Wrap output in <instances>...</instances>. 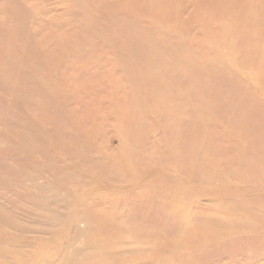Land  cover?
<instances>
[{"label":"rangeland","instance_id":"1","mask_svg":"<svg viewBox=\"0 0 264 264\" xmlns=\"http://www.w3.org/2000/svg\"><path fill=\"white\" fill-rule=\"evenodd\" d=\"M85 149L117 151L114 168L97 159L139 184L147 231L123 224L139 252L121 261L264 264V0H0V239L11 251L0 264H98L107 252L96 230L93 243L78 232L89 227L76 199L89 183L131 187L86 173ZM140 182L165 197L141 195ZM53 185L64 201L42 197ZM83 217L105 228L94 210ZM71 243L81 255L62 254Z\"/></svg>","mask_w":264,"mask_h":264},{"label":"bare ground","instance_id":"2","mask_svg":"<svg viewBox=\"0 0 264 264\" xmlns=\"http://www.w3.org/2000/svg\"><path fill=\"white\" fill-rule=\"evenodd\" d=\"M17 62H18V57L16 56L13 60V65H16ZM190 92H192V91L190 90ZM190 92H189V95H190ZM185 94L188 95V92L186 91ZM121 133L122 132L120 131L119 134L121 135ZM127 133H130V130H128ZM172 139H171V142L175 140V137H173ZM90 150L91 149H85V150L81 151L82 154L84 152L85 158H89V159L83 158V161L81 162L82 169L86 173L96 176L99 181H103V182L105 181V184H112L108 187H110V188L115 187L114 188L115 190L120 189L121 187L123 188V186H125V185L131 187V189L126 190L125 188H123V189H125L124 191L117 192L115 194L114 193L113 194H106L107 191L102 192V191H97L96 190L97 188L93 189L95 186H97V184H95V183L94 184L89 183V184L82 185L83 189H88L91 191L88 192L87 194H84V195L81 193L82 195H80L76 199L75 206L77 207L78 212L80 210L81 220H84L87 222L89 229L84 228V227H78V226L76 228H77L79 233L87 235V236L84 235L85 237H87L86 242H88V241L90 243H93V241L95 242V240L92 238V235L90 236V233H88L89 231H86V230H96L103 237L102 238L103 241L100 244L102 247L107 246V252H105L102 257L98 258V264H106V263L107 264H135V263H128V261H121V258L125 252H126V254L131 253V252H139V251L131 250L134 247H130V245L127 241V237L122 236L125 234V232L122 230V226L124 223H126V226L131 223V226L136 230V232L140 236L144 235L145 231H147V229L144 228L142 226V224L140 226H137V222L139 221V218H142V216L139 215V211L137 209V206H138L137 204L139 201L138 191H137V189L134 191L133 188H138L139 184L137 182V179L127 180V177L125 175V171H124V173H122L120 175H118V173H116V172L112 173L110 171V169L108 168V166L105 167L104 164L101 163L100 161H98V159H97V157L99 155H100V157H98V158H101V160H103V161L106 158L110 159L111 165L114 168V166H115L114 158L116 157V154L114 155L113 158H112V156L117 151L106 150L105 152H98V153L95 152L96 153L95 155H97V157H95L90 152ZM92 150H94V149H92ZM103 153H104V155H103ZM102 155H103V157H102ZM92 156L95 157V160L90 159V157H92ZM117 162L120 163L121 160H117ZM75 165H77V163ZM111 165H110V167H111ZM120 165L125 166V162L122 161V163ZM145 183L140 182V185H142V186H140L141 189H140L139 193L141 195H147L149 197H155L159 200H162L161 199L162 195L165 197L164 193H166V192L164 191V189H162V188H155L156 190L149 189V185L145 184ZM39 187L41 188V190L44 189L43 186H39ZM62 195H64L63 192H58V186L53 185V188L51 189V193L46 195V196H42V197L47 198V200L51 201V203L57 204V203H60V202L65 200L62 197ZM118 195H121L119 197H123V198L127 199L128 202L126 204H124L123 206H120V205L114 206V203H116V202H114V200L119 198ZM28 196H29L32 204L34 205L36 211H38V210L41 211V209H46L47 203L45 201H43V199L39 195H36L35 193L30 192L28 194ZM102 199H104L105 202L108 203L107 207L104 205L103 206L100 205V201ZM89 201H91L92 203H90ZM85 202H86V204H85ZM94 202H95V209L92 207V204ZM128 203H129V206L127 205ZM72 205L73 204L70 205V208L72 207ZM151 208L156 209L157 208L156 204H151ZM93 210H94V214L97 215L98 219L100 217H102L103 219L106 220L105 221V228H103L102 225L99 224L98 221H96V223H94L93 220L90 219L89 217H86V218L83 217L86 213L91 214ZM130 212H131V214H130ZM74 221H71L70 224L74 225ZM112 221L115 223V226H116L115 228H113V226L111 224ZM243 222L245 223V220L241 221L240 218H237L234 220L230 219L229 224L222 222L220 224V227L223 226L226 229L231 223L237 224V225L240 224L239 226H241V225H244ZM151 227L154 230H156L158 228L154 224H152ZM218 227L219 226H216V228H218ZM4 235L5 234L0 233V238H5L6 235L5 236ZM198 235L204 239L207 236V234H205L201 231L198 233ZM249 236L254 237L255 240L258 238V236L256 237L255 232H252V234L249 233L247 235V237H249ZM210 237L212 238V240L210 241V239H208V242L210 241V243L213 244V242L215 241V239L217 237L216 236H210ZM122 240L124 241L125 246H128V249H123L120 247ZM0 241H1V239H0ZM0 245H1L0 251L3 252L0 255V258H2L3 260H8L7 257L11 251L5 249L2 241L0 242ZM147 245H149L150 247H154V244L150 245V243H149ZM74 246H75V244L71 243L65 250L62 251V254L68 253L67 254L68 257H70L72 254L81 255V251L83 249H81V248L80 249H77V248L71 249ZM40 253H41V251H37L35 253V255L39 256ZM50 254H52V253H50ZM54 256L57 257L58 255L55 254ZM25 264H32V261H28ZM228 264H233V262H230Z\"/></svg>","mask_w":264,"mask_h":264}]
</instances>
